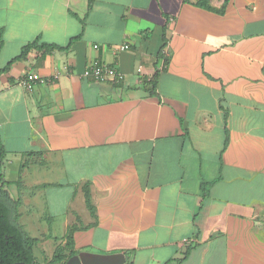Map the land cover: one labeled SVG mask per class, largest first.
Masks as SVG:
<instances>
[{"label":"crops","instance_id":"crops-1","mask_svg":"<svg viewBox=\"0 0 264 264\" xmlns=\"http://www.w3.org/2000/svg\"><path fill=\"white\" fill-rule=\"evenodd\" d=\"M197 3L0 0V68L68 47L0 77L7 191L44 232L39 264H264V0ZM94 59L122 79L87 77Z\"/></svg>","mask_w":264,"mask_h":264},{"label":"trees","instance_id":"trees-1","mask_svg":"<svg viewBox=\"0 0 264 264\" xmlns=\"http://www.w3.org/2000/svg\"><path fill=\"white\" fill-rule=\"evenodd\" d=\"M93 0H90V6ZM197 6L206 10H214L210 6V0H198ZM38 40L28 44L22 50L20 56L13 60L9 66L0 68V77L9 70V67L18 60L24 59L32 50H46L47 52L53 50H65L66 48L38 44ZM152 89V94L155 91V82L149 83ZM7 151L0 139V264H39L34 257V246L37 243L36 239L30 238L19 226L17 216L15 215L16 204L10 197L7 191L8 182L4 176V162ZM191 247L187 248L184 258L179 261H184L191 251ZM60 253V252H59ZM75 252L68 255L57 254L53 264H66L68 260L75 256ZM57 260H60L57 262ZM57 262V263H56ZM126 264H133L128 261Z\"/></svg>","mask_w":264,"mask_h":264},{"label":"built area","instance_id":"built-area-1","mask_svg":"<svg viewBox=\"0 0 264 264\" xmlns=\"http://www.w3.org/2000/svg\"><path fill=\"white\" fill-rule=\"evenodd\" d=\"M93 48L95 50H98L99 46H94ZM85 75L94 79L97 82H119V80L122 79V75L120 73H118L114 68L108 66L107 64L98 59H94L90 62L85 72ZM55 78H58V75H56ZM37 80L38 78L35 75L28 74L25 76L21 83L24 88H26L28 91H31L33 90Z\"/></svg>","mask_w":264,"mask_h":264},{"label":"water","instance_id":"water-1","mask_svg":"<svg viewBox=\"0 0 264 264\" xmlns=\"http://www.w3.org/2000/svg\"><path fill=\"white\" fill-rule=\"evenodd\" d=\"M124 254L99 255L88 252L71 257L66 264H126Z\"/></svg>","mask_w":264,"mask_h":264},{"label":"rangeland","instance_id":"rangeland-1","mask_svg":"<svg viewBox=\"0 0 264 264\" xmlns=\"http://www.w3.org/2000/svg\"><path fill=\"white\" fill-rule=\"evenodd\" d=\"M19 216H17L18 218ZM29 227V226H28ZM24 231H26L25 233L30 237V238H39L42 237V233H44L43 231L40 232H35L34 230H31L30 227L27 228V226H25ZM39 231V230H38ZM62 232H56L55 235L59 236L61 235ZM47 244H45V246H39V248L37 249V256H38V260H40V258L44 257L43 254L47 255V256H51L53 254V251L57 248V246L59 245V240H53L51 238L47 239Z\"/></svg>","mask_w":264,"mask_h":264}]
</instances>
